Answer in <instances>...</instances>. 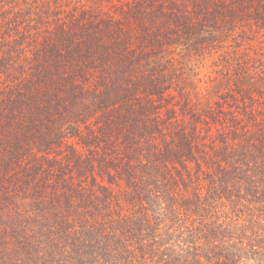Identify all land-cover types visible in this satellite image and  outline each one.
Wrapping results in <instances>:
<instances>
[{
	"label": "trees",
	"instance_id": "obj_1",
	"mask_svg": "<svg viewBox=\"0 0 264 264\" xmlns=\"http://www.w3.org/2000/svg\"><path fill=\"white\" fill-rule=\"evenodd\" d=\"M50 1L30 57L0 41V264H264V88L170 91L248 0Z\"/></svg>",
	"mask_w": 264,
	"mask_h": 264
},
{
	"label": "rangeland",
	"instance_id": "obj_2",
	"mask_svg": "<svg viewBox=\"0 0 264 264\" xmlns=\"http://www.w3.org/2000/svg\"><path fill=\"white\" fill-rule=\"evenodd\" d=\"M32 1L35 0H0V41L14 40L11 45L21 42L24 46L21 58L30 57L32 46L28 45L29 40H41L44 35L42 31L55 27L57 18H63L66 14L63 12L46 18L40 2ZM121 1L123 0H56V3L50 1V4L59 6L63 11L76 5L86 11L115 12L121 6ZM247 2L249 6L246 8L238 7V3L230 4L236 8L237 13V9L249 11V16L245 18L247 24H233L235 27L227 32L226 41L220 42L222 47L209 48L200 56H193L190 52H185L183 57L177 56L170 89L175 96L172 102L180 99L178 93H181L191 108L202 112L216 106V103L223 104V101L230 100L222 96L227 93L235 94L239 88L249 95H256V92L264 88V23L259 20L264 17V0ZM36 4V10L29 7ZM8 22L12 25H7ZM3 24L7 27L4 28ZM27 31L33 34L31 39L24 37ZM37 31L39 33L35 34ZM225 104L226 102L224 106Z\"/></svg>",
	"mask_w": 264,
	"mask_h": 264
}]
</instances>
